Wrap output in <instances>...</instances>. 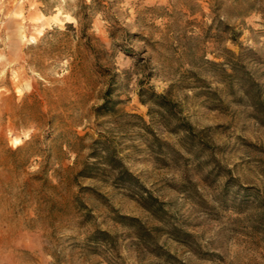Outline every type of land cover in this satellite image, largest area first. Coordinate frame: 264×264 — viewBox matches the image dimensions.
<instances>
[{
	"label": "rangeland",
	"instance_id": "374dc122",
	"mask_svg": "<svg viewBox=\"0 0 264 264\" xmlns=\"http://www.w3.org/2000/svg\"><path fill=\"white\" fill-rule=\"evenodd\" d=\"M0 264H264V0H0Z\"/></svg>",
	"mask_w": 264,
	"mask_h": 264
},
{
	"label": "trees",
	"instance_id": "16d2710c",
	"mask_svg": "<svg viewBox=\"0 0 264 264\" xmlns=\"http://www.w3.org/2000/svg\"><path fill=\"white\" fill-rule=\"evenodd\" d=\"M186 130H189V128H188V129H186ZM101 236H103V237H107V236H108V234H107V233H105V232H101Z\"/></svg>",
	"mask_w": 264,
	"mask_h": 264
}]
</instances>
